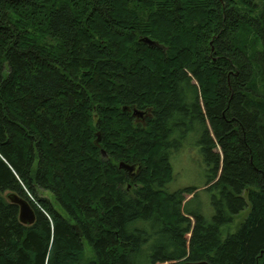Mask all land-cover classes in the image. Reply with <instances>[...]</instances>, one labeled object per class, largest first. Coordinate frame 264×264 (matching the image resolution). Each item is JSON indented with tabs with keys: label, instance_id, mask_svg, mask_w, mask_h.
<instances>
[{
	"label": "trees",
	"instance_id": "obj_1",
	"mask_svg": "<svg viewBox=\"0 0 264 264\" xmlns=\"http://www.w3.org/2000/svg\"><path fill=\"white\" fill-rule=\"evenodd\" d=\"M195 135L211 219L170 187ZM200 261L264 264V0H0V264Z\"/></svg>",
	"mask_w": 264,
	"mask_h": 264
},
{
	"label": "rangeland",
	"instance_id": "obj_2",
	"mask_svg": "<svg viewBox=\"0 0 264 264\" xmlns=\"http://www.w3.org/2000/svg\"><path fill=\"white\" fill-rule=\"evenodd\" d=\"M261 3V0H258ZM210 135L214 137L212 130H210ZM100 139V134H98ZM201 136L195 135L190 138V142L187 144L186 148H183L179 153H175L172 157V166L174 169V181L171 183L170 187L172 189L171 192H176L183 189L188 188H199L200 190L197 193H200L198 198L192 203V210H199L200 208L204 211L208 219H211L215 213L212 208V197L211 193L206 192L210 186H206L209 176L211 175V171L207 167L204 161V155L201 150ZM217 152H220L218 149ZM221 153V152H220ZM107 157L106 153L103 155ZM130 190V189H129ZM11 194H5L4 196L7 198ZM42 198H47L48 196L45 194H40ZM194 196H186V201L189 202ZM32 201L38 206L36 200L32 198ZM53 206L61 213L63 216H66L64 212L58 207L55 201L52 200ZM250 213V208L237 216L234 220V223L231 224L224 231V237H227L229 234H235L242 223L246 220ZM192 223L194 224V220Z\"/></svg>",
	"mask_w": 264,
	"mask_h": 264
},
{
	"label": "water",
	"instance_id": "obj_3",
	"mask_svg": "<svg viewBox=\"0 0 264 264\" xmlns=\"http://www.w3.org/2000/svg\"><path fill=\"white\" fill-rule=\"evenodd\" d=\"M140 43H143L145 45H148L151 48H158V49H164V47L157 41H154L150 38H142L140 40ZM144 115V112L135 111L134 116H140L142 117ZM103 155H105V152H102ZM120 168L129 172L133 173L136 169L135 166H130L125 163L120 164ZM8 199L10 202L14 205H17L20 208V221L25 226H33L36 223L37 217L34 209L30 205L28 201L21 198L20 196L16 194L9 195ZM180 264H211L208 261H200V262H183Z\"/></svg>",
	"mask_w": 264,
	"mask_h": 264
},
{
	"label": "flooded vegetation",
	"instance_id": "obj_4",
	"mask_svg": "<svg viewBox=\"0 0 264 264\" xmlns=\"http://www.w3.org/2000/svg\"><path fill=\"white\" fill-rule=\"evenodd\" d=\"M137 117L140 119H152V111L151 110L144 111V115L142 117H140V116H137ZM136 170H137V168L135 169V171ZM135 171L131 174H134Z\"/></svg>",
	"mask_w": 264,
	"mask_h": 264
}]
</instances>
